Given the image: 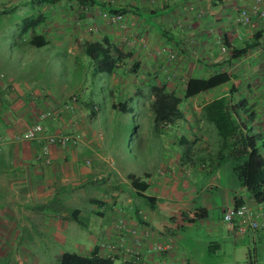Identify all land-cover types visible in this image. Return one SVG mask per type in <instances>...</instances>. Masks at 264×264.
<instances>
[{
	"label": "crops",
	"instance_id": "1",
	"mask_svg": "<svg viewBox=\"0 0 264 264\" xmlns=\"http://www.w3.org/2000/svg\"><path fill=\"white\" fill-rule=\"evenodd\" d=\"M254 1L0 0V264H61L64 253L114 264H215L221 240L243 238L264 254V229L237 236L223 221L228 208L259 205L232 163L212 169L182 161L185 152L192 160L214 152V135L199 121L202 108L222 97L247 100L254 133L264 136V23L250 31L237 22ZM104 13L122 14V24ZM26 15L43 21L20 41ZM256 38L258 47L233 57ZM104 42L120 61L93 84L85 48ZM53 62L73 75L61 78ZM218 75L230 81L185 99L191 80ZM152 86L182 100L184 121L154 131L145 102ZM75 95L81 103L67 111ZM130 100L144 136L138 163L128 133L120 139L114 128L128 123L117 105ZM45 111L53 114L43 124L47 134L82 136L77 148L50 146L49 164L41 160L45 136L21 138ZM159 244L172 250L159 253Z\"/></svg>",
	"mask_w": 264,
	"mask_h": 264
},
{
	"label": "trees",
	"instance_id": "2",
	"mask_svg": "<svg viewBox=\"0 0 264 264\" xmlns=\"http://www.w3.org/2000/svg\"><path fill=\"white\" fill-rule=\"evenodd\" d=\"M42 21V16L26 15L19 25L18 37L20 41L32 28L38 27ZM258 45L259 38H256L254 43L248 44L242 49H234L233 57H242ZM85 53L89 57L90 62L87 68L91 71L90 78L93 84L100 75L111 77L116 72L120 60L110 57V45L107 42L88 44ZM229 81L230 77L226 75H218L209 80H191L187 86L185 99L224 85ZM145 97V102L148 104L147 111L152 117L155 132H158L165 125H174L184 121L185 116L179 108L182 100L175 93L167 92L165 87L152 86ZM134 102L135 100H130L129 104H118L117 109H120L119 112L124 115H132L137 111V107L133 105ZM91 110L92 115H95L96 111ZM255 118L256 114L247 100L230 103L227 98L222 97L208 103L202 108L199 124L206 127L207 134L214 135L212 143L214 152L199 151L193 158L194 160L188 152H185L182 155V161L183 164L190 163L195 168L207 165L208 168L212 169L214 163L231 162L242 185L247 188L253 200L257 204H262L264 203V156L261 154V150L264 148V136L254 133L252 123ZM128 124L129 122L126 126ZM128 135L130 143L131 131H128ZM146 189L147 187H144V190ZM146 199L153 200L151 198ZM54 204H59V200H56ZM61 264L114 263L110 259L97 256L84 258L77 254L64 253Z\"/></svg>",
	"mask_w": 264,
	"mask_h": 264
},
{
	"label": "built area",
	"instance_id": "3",
	"mask_svg": "<svg viewBox=\"0 0 264 264\" xmlns=\"http://www.w3.org/2000/svg\"><path fill=\"white\" fill-rule=\"evenodd\" d=\"M103 18L108 19L111 25L122 24V14H109L104 13ZM237 22L247 28L250 31H255L260 25L264 23V0H255L252 7L244 8L240 10ZM262 86L264 88V73L262 75ZM78 97H72L69 104L65 106L67 111H74L75 107L79 105ZM53 117L52 112L45 111L38 116L39 121L30 127L23 135L22 140L36 141L45 136L44 141L46 145L43 149L42 162L49 164L51 162V150L50 146H56L60 148L67 147H79L82 144V136L80 133H57L47 134L43 126L44 122L49 121ZM223 221L227 225L229 231L235 235H244L247 231L252 230L254 232L264 229V203L259 204L256 207L244 203L238 206H233L224 211ZM157 252L172 250L171 244H159L156 245Z\"/></svg>",
	"mask_w": 264,
	"mask_h": 264
},
{
	"label": "rangeland",
	"instance_id": "4",
	"mask_svg": "<svg viewBox=\"0 0 264 264\" xmlns=\"http://www.w3.org/2000/svg\"><path fill=\"white\" fill-rule=\"evenodd\" d=\"M23 16H24L23 13L16 14V17L18 18H21ZM52 66L55 68L54 69L55 71L57 70V73L59 75L61 74L60 75L61 78L67 74L68 70H70V69H66L67 67L65 68V67H62V65L60 66L59 63H56V62H53ZM70 71H71L70 74L73 75L72 68ZM104 79L105 78H103V80L99 79V84H101V82H104ZM105 113L107 116L111 117V110H105ZM136 114H137L136 112L132 115L128 114L130 118L128 120L129 122L128 126L122 124V126H120L119 128L116 127L117 125H115L114 128L116 129V132H115L116 136L120 139L121 138L125 139L128 131H131L132 133L131 145L128 147V154H130L129 156L133 160V162L138 163V161H140L141 159L140 145H141L142 139H144V136L141 132V129L139 128ZM102 118L104 120L103 121L104 124L102 125L107 128H104V129H101L100 127L99 128L103 130V133H107V138H111V123H108V120H106L105 117H102ZM138 131L141 132L140 137L138 135L139 139L137 138ZM242 240L243 241H241V239L239 240L228 239V240H221V242L217 241L221 243L223 248L220 254L214 255L212 261L215 264H263L262 262H260V260L264 258V254H262L263 246H261L260 244L253 246V244L251 245L250 242L248 241L249 239L247 238H243Z\"/></svg>",
	"mask_w": 264,
	"mask_h": 264
},
{
	"label": "clouds",
	"instance_id": "5",
	"mask_svg": "<svg viewBox=\"0 0 264 264\" xmlns=\"http://www.w3.org/2000/svg\"><path fill=\"white\" fill-rule=\"evenodd\" d=\"M75 97H78V99H79V102H80V97L79 96H77V95H75ZM71 101V100H70ZM81 103V102H80ZM244 204V203H243ZM250 205V204H249ZM238 206V205H237ZM253 207V206H252ZM262 230V229H261ZM259 231V230H258Z\"/></svg>",
	"mask_w": 264,
	"mask_h": 264
}]
</instances>
